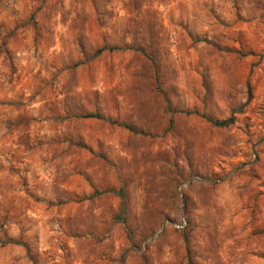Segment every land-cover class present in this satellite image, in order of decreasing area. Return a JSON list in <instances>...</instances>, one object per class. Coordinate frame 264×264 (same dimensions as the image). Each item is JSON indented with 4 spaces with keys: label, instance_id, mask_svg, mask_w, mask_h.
Returning <instances> with one entry per match:
<instances>
[{
    "label": "rangeland",
    "instance_id": "obj_1",
    "mask_svg": "<svg viewBox=\"0 0 264 264\" xmlns=\"http://www.w3.org/2000/svg\"><path fill=\"white\" fill-rule=\"evenodd\" d=\"M0 264H264V0H0Z\"/></svg>",
    "mask_w": 264,
    "mask_h": 264
},
{
    "label": "trees",
    "instance_id": "obj_2",
    "mask_svg": "<svg viewBox=\"0 0 264 264\" xmlns=\"http://www.w3.org/2000/svg\"><path fill=\"white\" fill-rule=\"evenodd\" d=\"M112 48H101V49H98L95 53H94V57L96 56H99L102 52H104L105 50H111ZM84 118H95V119H99V120H103V117L99 114H88V115H85L83 116ZM233 121V118L232 117H229L225 120H221V121H214L212 122L214 126H217V127H225V126H228L229 124H231V122ZM126 129L128 130H131V128L127 125H123ZM119 196L123 199V202L121 203V209L124 210V195L123 193H118Z\"/></svg>",
    "mask_w": 264,
    "mask_h": 264
},
{
    "label": "built area",
    "instance_id": "obj_3",
    "mask_svg": "<svg viewBox=\"0 0 264 264\" xmlns=\"http://www.w3.org/2000/svg\"><path fill=\"white\" fill-rule=\"evenodd\" d=\"M184 224H185L184 220L181 219V220H179L177 223L174 224V227H175L176 229H182L183 226H184Z\"/></svg>",
    "mask_w": 264,
    "mask_h": 264
}]
</instances>
